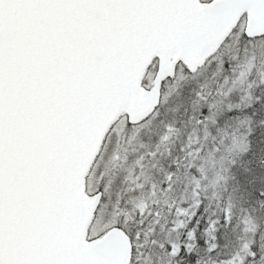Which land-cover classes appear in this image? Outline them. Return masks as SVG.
<instances>
[{"label":"snow or ice","instance_id":"1","mask_svg":"<svg viewBox=\"0 0 264 264\" xmlns=\"http://www.w3.org/2000/svg\"><path fill=\"white\" fill-rule=\"evenodd\" d=\"M0 264H264V0H0Z\"/></svg>","mask_w":264,"mask_h":264}]
</instances>
